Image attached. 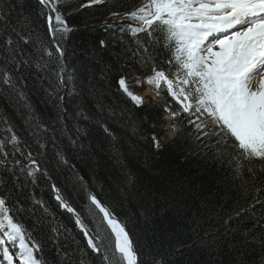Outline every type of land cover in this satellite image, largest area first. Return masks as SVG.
<instances>
[{"label": "trees", "instance_id": "obj_1", "mask_svg": "<svg viewBox=\"0 0 264 264\" xmlns=\"http://www.w3.org/2000/svg\"><path fill=\"white\" fill-rule=\"evenodd\" d=\"M141 1L60 0L58 10L72 29L63 38L56 35L63 56L51 39L48 11L39 0L0 2V10L31 41L21 42L23 54L15 65L0 56V70L7 67L15 85L0 79V140L5 141L0 196L13 221L40 245L38 258L44 264L105 262L87 247L73 213L60 208L42 173L30 176L22 166L4 164L31 162L28 153L104 236V244H111L97 208L88 210L87 180L128 225L140 264H264V162L243 161L238 169L231 141L217 144L219 136L200 137L187 120H179L176 140L157 149L152 138L159 131L161 105L136 107L119 88L124 73L151 63L164 66L169 54L160 32L152 37L139 33L136 43L125 38L130 32L125 37L113 34L111 21L127 16ZM18 18L23 23L17 24ZM11 35L15 41V33ZM5 40L0 32V46L7 47ZM13 133L20 141L16 147Z\"/></svg>", "mask_w": 264, "mask_h": 264}, {"label": "snow or ice", "instance_id": "obj_2", "mask_svg": "<svg viewBox=\"0 0 264 264\" xmlns=\"http://www.w3.org/2000/svg\"><path fill=\"white\" fill-rule=\"evenodd\" d=\"M101 2L90 0V4ZM39 3L50 13L55 12V17L51 14L47 16L54 37L59 34L63 38L72 31L58 10L60 0H39ZM126 15L140 22L128 26L133 37L139 33L152 37L153 33L160 32L163 47L172 52V58L166 63L176 81L183 86L174 84L164 71H156L155 63L153 75L146 78V83L155 85L157 95L167 92L180 106V110L172 112L171 116L176 118L181 112L189 117L195 116L200 122L189 120V123H195L198 132L203 131L205 136H219L217 144L227 145L231 141L230 147L235 152L233 159L237 161L238 169L243 161L264 162V0H143L139 7ZM53 19L56 25L63 27H54ZM20 23L23 22L18 18L17 24ZM0 25V32L6 35L7 46H0V56L15 65L18 55L23 54L19 51L21 42L27 45L31 41L17 31V25L11 23L7 11L0 10ZM12 33L17 37L15 41ZM155 41L161 43L159 38H155ZM100 44L104 46V41H100ZM137 44L143 49L139 40ZM56 50L63 56L59 45ZM47 55L51 57L53 53L47 51ZM141 60L143 62L142 57ZM0 79L9 87H15L12 72L7 67L0 70ZM118 85L136 106L144 104V98L130 90L123 76L118 80ZM134 86H140L139 79ZM60 99L63 100V97ZM209 118L212 128L204 131L209 129ZM104 129L110 136L113 135L106 126ZM76 130L80 131L79 128ZM152 139L159 149V141L155 137ZM11 143L13 147L20 143L15 133L11 135ZM4 146L5 141L0 140V151ZM3 155L9 153L4 152ZM28 158L32 165H37L31 153H28ZM37 171L38 166L31 167L28 175L34 176ZM88 198L91 201L89 212L93 210V205L99 209L103 214L102 222L106 221L110 233L114 234V243L105 245L102 234L95 237L89 235L79 213H75L63 200L57 189L56 199L76 215V223L84 229L88 245L102 256L105 264H138L137 251L123 224L95 195L88 193ZM0 230H3L0 231V254L3 257L0 264H5V261L14 264L17 257V264H44L38 258L40 245L26 234L20 224L13 221L3 196H0ZM9 247L17 249L15 257Z\"/></svg>", "mask_w": 264, "mask_h": 264}, {"label": "rangeland", "instance_id": "obj_3", "mask_svg": "<svg viewBox=\"0 0 264 264\" xmlns=\"http://www.w3.org/2000/svg\"><path fill=\"white\" fill-rule=\"evenodd\" d=\"M145 84H148V83H146V79L142 80V82L140 83V86H142V88H139L138 90L146 88ZM150 85L155 86L154 84H150ZM146 94H148V93H146ZM163 121L166 122V124L164 125L165 131L163 133V136L158 138L157 141H168V140H170V138L175 134L176 129H177V125L173 124L172 121L168 118V116H164ZM9 251L11 252L10 248H9ZM2 258H3L2 254H0V259H2ZM5 264H7V261H5ZM14 264H16L15 261H14Z\"/></svg>", "mask_w": 264, "mask_h": 264}, {"label": "bare ground", "instance_id": "obj_4", "mask_svg": "<svg viewBox=\"0 0 264 264\" xmlns=\"http://www.w3.org/2000/svg\"><path fill=\"white\" fill-rule=\"evenodd\" d=\"M170 79V78H169ZM174 81V84H176L178 87H182L183 85L180 84V82L175 81L174 79H172Z\"/></svg>", "mask_w": 264, "mask_h": 264}, {"label": "water", "instance_id": "obj_5", "mask_svg": "<svg viewBox=\"0 0 264 264\" xmlns=\"http://www.w3.org/2000/svg\"><path fill=\"white\" fill-rule=\"evenodd\" d=\"M29 166H32V164H30ZM35 166H38V165H35ZM38 168L40 169V167L38 166ZM88 185H89V183H88Z\"/></svg>", "mask_w": 264, "mask_h": 264}]
</instances>
